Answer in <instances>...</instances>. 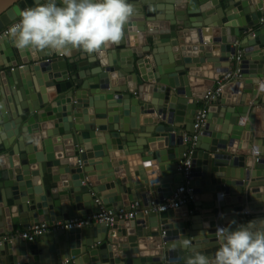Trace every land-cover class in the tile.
Instances as JSON below:
<instances>
[{
    "label": "water",
    "instance_id": "obj_1",
    "mask_svg": "<svg viewBox=\"0 0 264 264\" xmlns=\"http://www.w3.org/2000/svg\"><path fill=\"white\" fill-rule=\"evenodd\" d=\"M43 1L0 0V30ZM262 18L264 0H53L4 36V234L88 218L99 202L118 211L166 199L183 184L178 164L192 148L184 135L195 130L200 102L228 72L237 75L210 104L193 146V202L5 241L0 264H264V29L249 32ZM204 34L214 43L190 40ZM156 218L166 225L159 232Z\"/></svg>",
    "mask_w": 264,
    "mask_h": 264
},
{
    "label": "built area",
    "instance_id": "obj_2",
    "mask_svg": "<svg viewBox=\"0 0 264 264\" xmlns=\"http://www.w3.org/2000/svg\"><path fill=\"white\" fill-rule=\"evenodd\" d=\"M53 7V0L43 1L40 4H37L33 8H25L22 11L20 17L12 21L9 25L5 26L0 30V40L4 36H8L13 32L22 29L27 23L31 22L41 13L48 11ZM260 29H264V18L260 21ZM256 30H252V35L255 36ZM237 75V72L230 71L224 77H222L212 89H209L205 95L204 102H200V107L197 108L194 116V132L186 133L184 135V142L190 144L192 148L185 153V157L178 164V171L183 176V184H181L176 191L172 192L163 201L156 198L151 199L147 204L142 201L136 200L131 204V209L127 210L122 208L118 211H113L108 208L104 203L99 202V212L89 216L88 218H70L65 221H55L50 225L46 222H41L34 226H30L28 229L16 230L11 234H4L0 232V244H3L5 241H14L17 239L25 241H34L37 237L43 236L50 232L51 230L55 231H69V230H78L89 227L94 224L105 223L107 225H113L117 221H129L134 219L139 212H143L146 215L150 213H164L169 210L180 209L190 202L194 201V190L195 188L190 183V176L193 168V146L199 140L200 136L204 132V127L206 124V118L208 114V108L212 101L219 97L222 94V89L224 84L232 80L234 76ZM82 164V161H81ZM165 231L162 232L164 236ZM65 263V262H64Z\"/></svg>",
    "mask_w": 264,
    "mask_h": 264
},
{
    "label": "crops",
    "instance_id": "obj_3",
    "mask_svg": "<svg viewBox=\"0 0 264 264\" xmlns=\"http://www.w3.org/2000/svg\"><path fill=\"white\" fill-rule=\"evenodd\" d=\"M260 25H261V23L258 25V26H255L253 29L251 28V30H254V29H257L258 27H260ZM150 26H152V24L150 25ZM192 37V38H191ZM190 37V40H192V41H194V40H197V42L199 41V43L200 42H202L203 40H204V43H206V44H209V42H211V43H214V42H212V37L209 35V36H206V37H204V39L203 40H199V37H193V35ZM208 42V43H207ZM150 46H153L152 45V43H150ZM175 48V47H174ZM217 84V83H216ZM216 84H215V86H216ZM234 94V93H233ZM232 94V95H233ZM198 107H200V104H199V106ZM257 118L258 119H260L261 118V116H257ZM244 142V141H243ZM70 160H73V161H77V159L76 158H71ZM84 164V163H83ZM139 169L141 170L142 169V172H144V166L142 165V167L140 166L139 167ZM136 174H138V173H134V175H136ZM140 174V173H139ZM141 175H142V178H144L145 177V173H141ZM110 191V190H109ZM151 195V193L149 192V196ZM191 209H193L194 208V206H193V204H191ZM243 211V207L240 205V206H235L234 207V213H241ZM167 221H168V223L167 224H172V225H177L176 226V228H178L179 226H181L180 225V221L179 220H182L181 218H179V219H177L176 217H169V218H167L166 219ZM225 220L226 221H230L231 222V216H227V217H225ZM152 224H153V228H152V230H154L155 232L157 231V232H159V230H161L160 228H162L163 226H166V225H164V224H162L161 225V219L160 218H156V220L155 221H152ZM16 230H23V228H22V226H19V227H17L16 228ZM83 232L82 231H79L78 233H76L75 234V236H74V239L75 240H73V241H75L74 243H76L77 245L79 244V243H82V240H83V238H85L84 237V235L82 234ZM97 233V232H96ZM159 235V234H158ZM234 235H231V238L233 237ZM224 237H226V236H224ZM227 238H228V235H227ZM204 241H207V240H204ZM56 249L58 248V250H60L59 249V245L58 246H56L55 247ZM205 251V250H204ZM203 251V252H204ZM207 251H209V250H207ZM206 251V252H207ZM154 252H152L151 254H153ZM67 254V253H66ZM69 254V253H68Z\"/></svg>",
    "mask_w": 264,
    "mask_h": 264
},
{
    "label": "bare ground",
    "instance_id": "obj_4",
    "mask_svg": "<svg viewBox=\"0 0 264 264\" xmlns=\"http://www.w3.org/2000/svg\"><path fill=\"white\" fill-rule=\"evenodd\" d=\"M151 28H152V30H153V29H155V28H156V26H155V25H153V26H151ZM204 37H206V35H205V34H204V35H203V37H202V38H200V39H201V40H203V39H204Z\"/></svg>",
    "mask_w": 264,
    "mask_h": 264
},
{
    "label": "rangeland",
    "instance_id": "obj_5",
    "mask_svg": "<svg viewBox=\"0 0 264 264\" xmlns=\"http://www.w3.org/2000/svg\"><path fill=\"white\" fill-rule=\"evenodd\" d=\"M259 28H260V27H258L257 29H254V30H256V32H257V31L259 30ZM252 29H253V28H252ZM249 32H250V34L252 35V30H251V29H250Z\"/></svg>",
    "mask_w": 264,
    "mask_h": 264
}]
</instances>
